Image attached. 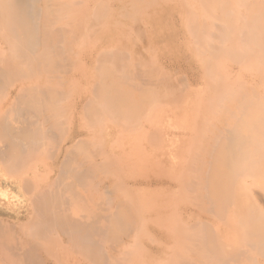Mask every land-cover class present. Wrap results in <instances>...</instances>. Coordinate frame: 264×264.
<instances>
[{
    "label": "bare ground",
    "instance_id": "bare-ground-1",
    "mask_svg": "<svg viewBox=\"0 0 264 264\" xmlns=\"http://www.w3.org/2000/svg\"><path fill=\"white\" fill-rule=\"evenodd\" d=\"M0 198V264H264V0H0Z\"/></svg>",
    "mask_w": 264,
    "mask_h": 264
},
{
    "label": "rangeland",
    "instance_id": "rangeland-1",
    "mask_svg": "<svg viewBox=\"0 0 264 264\" xmlns=\"http://www.w3.org/2000/svg\"><path fill=\"white\" fill-rule=\"evenodd\" d=\"M100 41H102L101 44H100L102 47L112 45L110 42L105 41V39H103V40H97V41H96L97 44H98ZM96 46H97V45H96ZM2 47L4 48L3 45H2ZM112 48H113V50H116L113 46H112ZM4 54H7V51H5ZM87 64H89V61H88V60H87ZM92 69H94V65H93V64H92ZM80 73H81V69L77 72V78H80ZM184 76H185V75H183V77H184ZM147 79H148V78H146L145 81H147ZM88 80H89V77H88ZM81 81H83V80H81ZM197 85L199 86L198 81H196V80L193 81L192 86H191L192 89H193V91H194V89L196 90V88L198 87ZM193 86H194V88H193ZM15 91H16V88H10V89L8 90V92H9V98H10L11 96L14 95L13 93H14ZM196 91H198V88H197ZM71 95H72V98H73V99H72L71 102L68 103V105H77L79 108H81L83 101L86 100V95H85V93H84V92H81V91H77V89H76V90H74V91L71 93ZM205 96H206V95H205ZM128 133H129V132H127V131H126V132H123V133H122V134H123L122 136L125 138V137H127ZM124 134H126V135H124ZM111 140H112V138H111ZM64 158H66V157H64ZM64 158H62V159H64ZM68 158H69V157H68ZM66 160H67V159H66ZM64 161H65V159H64ZM55 175H56V173H54V171L52 172V174H50V176H53V177H55ZM44 183H46V182H44ZM44 186H45V185H44ZM42 187H43V186H42ZM42 187H41V188H42ZM257 191H258V190H257ZM258 192H259V191H258ZM25 197H26V196H25ZM25 197H23V195H22L21 198H18V199H16V200H15V198H14V199H13V203L16 204V203L19 201V203H18L17 205H21V206H22L23 203H25V202L27 201V197H26V199H25ZM0 199H1V198H0ZM21 200H22L23 202H22ZM21 203H22V204H21ZM6 215H7V213H3V215H0V219H2L1 217H3V219L6 220V219L8 218V216H6ZM20 217H21V218H26V212H24L22 215H20ZM10 219H11V220H10ZM12 220H13L14 224H13ZM9 221H10V223H8ZM6 222H7V223H5V222H4V223H5V224H9V225H8L9 227H11L10 224H12V227H11V228L14 229V231L12 230V232H14V233H15V231L18 232L17 230H19L20 227H19V226H17V227L13 226V225H17V221H15L13 218H8ZM15 228H16V229L18 228V229L16 230ZM14 233H13V236H14V237H15V235H17V236L15 237V239L18 238V237H20V235H21V234H19V236H18V234H16V233L14 234ZM18 233H19V232H18ZM20 233H21V232H20ZM153 244H154V247L157 245V244L155 245V243H153ZM120 250H121V249H117V248H115V249H111L110 253H111V254H114V255H117V254L120 252ZM150 250H151V249L147 247V248L145 249V252H148V251H150ZM155 250H156V249H155ZM58 251L60 252V250H58ZM62 251H63V250H62ZM62 251H61V252H62ZM59 252H58V254L60 255L61 253H59ZM63 253H65V255H62ZM63 253H62L61 255H62V256H65L64 259L66 258L65 260H67L68 257H69V256H68V257L66 256V253H67V252L64 251ZM136 253H137V251L131 253V255H132V256H135ZM67 254H68V253H67ZM69 254H71V253H69ZM173 255H174V253H170L169 255H166V258H165V259H168V258H170V257L173 256ZM69 258H70V257H69ZM64 259H63V260H64ZM71 261H72V260H69V262H71ZM64 262H66V261H64ZM64 262H63V263H64ZM63 263L61 262L60 264H63ZM67 264H68V263H67ZM71 264H75V262H74V263L71 262ZM154 264H155V263H154Z\"/></svg>",
    "mask_w": 264,
    "mask_h": 264
}]
</instances>
